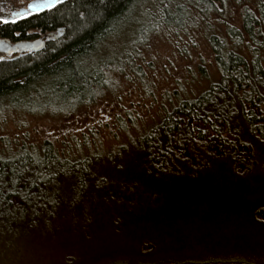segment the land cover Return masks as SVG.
Returning a JSON list of instances; mask_svg holds the SVG:
<instances>
[{
    "label": "rangeland",
    "instance_id": "rangeland-1",
    "mask_svg": "<svg viewBox=\"0 0 264 264\" xmlns=\"http://www.w3.org/2000/svg\"><path fill=\"white\" fill-rule=\"evenodd\" d=\"M143 1L142 14L125 22L100 51L105 60H121L106 70L109 86L95 104L73 116L0 105L3 157L45 141L67 154H77L79 144L82 154L104 155L88 178L65 181L61 201L68 207L49 219L39 213L35 227L0 264H264L263 142L243 132L249 146L235 158L214 156L199 169L193 163L172 173L151 168L136 143L180 101L219 82L209 37L241 30L244 12L257 13L264 0H213L210 9L194 0ZM20 3L0 0L8 8ZM176 5L188 14L160 24L163 7L173 14ZM63 35L64 28L32 33L46 44L47 37ZM261 59L264 68V51ZM241 121L236 117L234 124Z\"/></svg>",
    "mask_w": 264,
    "mask_h": 264
},
{
    "label": "trees",
    "instance_id": "trees-1",
    "mask_svg": "<svg viewBox=\"0 0 264 264\" xmlns=\"http://www.w3.org/2000/svg\"><path fill=\"white\" fill-rule=\"evenodd\" d=\"M142 1L71 0L29 21L1 29L0 34L6 31L9 38L29 29L54 32L64 28V35L49 41L40 52L0 62V105L32 114L73 116L95 104L109 86L106 70L113 60H121H105L99 56L100 51L125 22L142 14L138 8ZM194 1L206 9L213 4V0ZM143 2L150 5L151 0ZM187 14L179 5L174 6L173 14L163 7L159 23L170 25L171 17ZM143 27L137 29L139 34ZM148 29H153L152 24L145 26V33ZM226 36L209 37L219 82L195 99L180 101L159 125L136 141L144 160L156 172H178L180 165L191 167L193 163L199 169L214 156L235 158L249 146L240 137L243 132L264 143V4L257 13L246 10L242 29L229 28ZM236 117L242 120L239 127L234 124ZM75 148L77 154H67L45 141L38 147L24 145L6 157L0 155V258L7 257L6 253L18 244L16 240L35 227L39 213L44 219L48 215L56 217L53 212L57 208L68 207L61 201L65 181L77 176L88 178L104 158L101 153L82 154L79 144Z\"/></svg>",
    "mask_w": 264,
    "mask_h": 264
},
{
    "label": "flooded vegetation",
    "instance_id": "flooded-vegetation-1",
    "mask_svg": "<svg viewBox=\"0 0 264 264\" xmlns=\"http://www.w3.org/2000/svg\"><path fill=\"white\" fill-rule=\"evenodd\" d=\"M68 1H71V0H63V3L64 2H68ZM25 2H27V0H25ZM59 5H57L55 8H57ZM22 6H23L22 2L16 8H10V7L8 8V7H6L3 4L0 5L1 9H3L4 12H5L3 18L11 20L12 17L10 15V13L12 11L18 10ZM49 11L50 10H46V11L40 13L39 15H32V16H29L26 19H19L15 23H11L10 22V23L5 24V23L0 22V31H1V29L5 28V27L15 26V25L20 24L22 22L29 21L32 18L37 17V16H40V15H42L44 13L49 12ZM36 30H40L41 33H44V34L47 33L43 29H36ZM33 31H34L33 29H29L25 33L19 32V33L15 34L12 38H9L7 35L4 34V33H6V31H2L1 32L2 34H0V42H7V43H9V44H11L13 46H17V45L22 44V43L33 42V41H36L37 38H39V37L33 38V36H32ZM46 41H47V39H46ZM20 55H21L20 52H16V53H13V54H5V53H1L0 52V62H4V61L6 62V61H9V60H12L13 59V56H15V57L18 58V57H20Z\"/></svg>",
    "mask_w": 264,
    "mask_h": 264
},
{
    "label": "snow or ice",
    "instance_id": "snow-or-ice-1",
    "mask_svg": "<svg viewBox=\"0 0 264 264\" xmlns=\"http://www.w3.org/2000/svg\"><path fill=\"white\" fill-rule=\"evenodd\" d=\"M23 6L18 10L12 11L10 13L12 19H5L0 17V22L2 23H15L19 19H26L32 15H39L40 13L44 12L45 10H52L57 5L63 3V0H21ZM3 11V9H0Z\"/></svg>",
    "mask_w": 264,
    "mask_h": 264
},
{
    "label": "water",
    "instance_id": "water-1",
    "mask_svg": "<svg viewBox=\"0 0 264 264\" xmlns=\"http://www.w3.org/2000/svg\"><path fill=\"white\" fill-rule=\"evenodd\" d=\"M46 11V10H45ZM47 42L55 40L56 38L47 37ZM46 46L45 41L36 40L35 42L22 43L17 46H13L7 42H0V52L5 54L20 53H36L42 51Z\"/></svg>",
    "mask_w": 264,
    "mask_h": 264
}]
</instances>
